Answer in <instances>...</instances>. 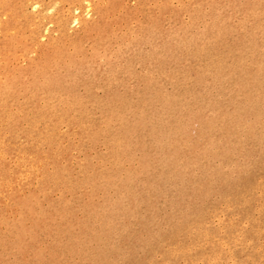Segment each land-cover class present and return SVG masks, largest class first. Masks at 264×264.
Returning <instances> with one entry per match:
<instances>
[{"label": "rangeland", "instance_id": "374dc122", "mask_svg": "<svg viewBox=\"0 0 264 264\" xmlns=\"http://www.w3.org/2000/svg\"><path fill=\"white\" fill-rule=\"evenodd\" d=\"M0 264H264V0H0Z\"/></svg>", "mask_w": 264, "mask_h": 264}, {"label": "bare ground", "instance_id": "6f19581e", "mask_svg": "<svg viewBox=\"0 0 264 264\" xmlns=\"http://www.w3.org/2000/svg\"><path fill=\"white\" fill-rule=\"evenodd\" d=\"M19 1V0H18ZM21 1V0H20ZM11 2V1H10ZM11 4V3H10ZM13 5H11V7L10 8H13L12 7ZM104 8V7H103ZM103 11V10H102ZM106 12V11H105ZM103 13V12H102ZM91 23H93V22H91ZM95 23H96V21H95ZM97 23H98V21H97ZM102 25V24H101ZM84 26V25H83ZM98 26V25H97ZM86 27V26H85ZM88 28V27H87ZM103 28V27H102ZM91 29V28H90ZM91 31V30H90ZM86 33V32H85ZM58 56V55H57Z\"/></svg>", "mask_w": 264, "mask_h": 264}]
</instances>
